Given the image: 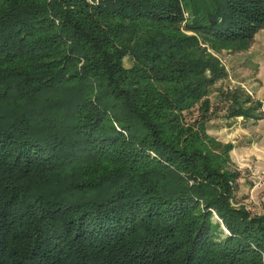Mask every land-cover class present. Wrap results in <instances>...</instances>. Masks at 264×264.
I'll return each mask as SVG.
<instances>
[{"label":"trees","instance_id":"obj_1","mask_svg":"<svg viewBox=\"0 0 264 264\" xmlns=\"http://www.w3.org/2000/svg\"><path fill=\"white\" fill-rule=\"evenodd\" d=\"M206 1L0 0V264H264L208 130L217 52L251 46L264 0Z\"/></svg>","mask_w":264,"mask_h":264},{"label":"crops","instance_id":"obj_2","mask_svg":"<svg viewBox=\"0 0 264 264\" xmlns=\"http://www.w3.org/2000/svg\"><path fill=\"white\" fill-rule=\"evenodd\" d=\"M194 2L195 0H184V6L186 9H188L189 6L193 9ZM261 31H264V28L256 33L251 46L247 50H227L239 51L241 53L245 52L247 55H251L252 58H250V62H247L246 65L254 70L257 77L256 80L260 83L255 86V95L251 93L252 96L254 95L252 100L255 102H261V105L263 106L264 41L261 42V39L259 40V34H261ZM250 104L251 103H247V106ZM227 117L230 118V120H227L225 127H222L221 131L215 132L214 135L219 136L218 138L223 142H231L234 145L230 155L236 167L241 172V177L239 179L240 190L245 191L247 189V182H249L250 179L254 177L261 178L258 186L256 185L252 187L250 192L248 189L247 192H245V204H247V202L250 203V201L258 203V199H262V203L264 204V125L261 117ZM262 208L264 210V205H262L261 209Z\"/></svg>","mask_w":264,"mask_h":264},{"label":"rangeland","instance_id":"obj_3","mask_svg":"<svg viewBox=\"0 0 264 264\" xmlns=\"http://www.w3.org/2000/svg\"><path fill=\"white\" fill-rule=\"evenodd\" d=\"M207 4L206 0H195L194 2V8L187 9L190 12V17L192 14H196L198 12H202L206 10L205 6ZM208 7V5H207ZM189 17V18H190ZM259 34V40L262 42L264 41V31L260 32ZM263 35V37H262ZM264 54V53H263ZM218 57L221 59L223 64L226 66L228 70V76L220 81H218L211 89L209 97L212 101L213 105V113L212 118L208 122V130L209 133L214 135L215 132L221 131L222 127H225L227 120H230L228 118L229 110L228 106L232 103V101L229 100V98H225L227 93H237V94H248L252 98H254L256 87L258 84H260L256 80V73H254V70L249 67H247V62H250L251 55H247L245 52H239V51H229L227 49L222 50L220 52H217ZM127 65L131 64L130 60H127ZM254 94L252 96V94ZM225 95V97H224ZM244 98V97H243ZM255 101H253L254 103ZM252 103V104H253ZM261 120L264 125V105L261 107ZM260 113V114H261ZM199 116V112L197 109H194L190 113L187 114V119L190 122L195 121ZM216 136V135H214ZM217 138L219 136H216ZM219 139V138H218ZM220 140V139H219ZM222 141V140H221ZM261 178L260 177H254L247 182V189L250 192L252 187L258 186L260 184ZM247 189L245 191L239 190L237 192L236 201L238 203H245L244 197L246 196L245 192H247ZM258 203H254V201H250V203L247 202L248 208H254L251 209L253 212L259 213L263 212V208L261 209L262 205V199L257 200Z\"/></svg>","mask_w":264,"mask_h":264},{"label":"built area","instance_id":"obj_4","mask_svg":"<svg viewBox=\"0 0 264 264\" xmlns=\"http://www.w3.org/2000/svg\"><path fill=\"white\" fill-rule=\"evenodd\" d=\"M184 17H185V21L188 20L189 17H190V12L187 11V10H185V11H184Z\"/></svg>","mask_w":264,"mask_h":264}]
</instances>
